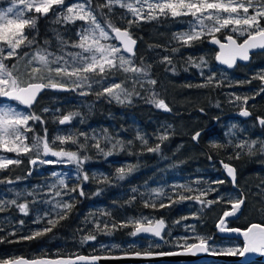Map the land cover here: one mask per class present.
Instances as JSON below:
<instances>
[{
  "label": "trees",
  "instance_id": "trees-1",
  "mask_svg": "<svg viewBox=\"0 0 264 264\" xmlns=\"http://www.w3.org/2000/svg\"><path fill=\"white\" fill-rule=\"evenodd\" d=\"M11 0H0V9L8 7ZM105 0H93V4L102 5ZM106 18L117 26L127 27V21L133 19L132 14L127 9L115 7L112 14H108L105 8ZM32 16L33 13H28ZM39 15V14H38ZM37 15V16H38ZM49 12L46 16H41L38 20L37 41L40 42L45 36V33L52 32L56 35L59 32L61 35L66 33V25L57 23ZM123 17V19H121ZM98 19H101L98 17ZM175 19L169 17H161L157 20L148 22L134 23L130 28L132 36L137 40L136 44V59L135 62L139 66L141 58L145 64L152 65L151 76L159 80L165 78L168 83H172L177 88L180 94L176 93L175 101L177 104L167 101L171 104L173 110L169 113H164V119L171 121L169 128L157 131V137L154 136L155 125L149 124L147 115L150 113V107H147L146 100H136L128 104H116L106 99L105 97L97 98L94 92L83 96L76 91L57 92L53 91L55 98L45 100L47 95H51L44 90L38 97V101L33 106L32 111L40 114L45 106H51L57 112L58 118L62 115H67L70 112L78 111L80 116L74 118L66 125H59L57 121L49 119L47 114L43 118L47 121L49 140L56 135H78L83 132L88 136V148L81 155L89 157L88 161L82 166L83 171L87 172L90 179L87 183L89 188L83 187L84 193L93 191L96 188V183L104 186L105 196L96 199L94 196H80L78 192L69 193V196H64L65 200H69L74 206L67 218L62 220L51 233H48L38 239L31 241L18 240L20 235H28L31 231L36 230L46 224V220L41 224L33 223L38 216H43L44 212L50 211L51 205L41 203L42 200H49L53 193L48 191V186L55 182L51 176L53 171L64 175L69 188H74L79 184L85 183L78 177L76 166L66 172L63 168L57 165H34L31 170L26 166L25 170L13 171V175H17L20 179L14 184H8L3 181L9 180L6 178V173L14 170L13 167L5 169L4 174L0 175V199L11 200L17 199V203H29V214L24 215L19 212L15 206L6 207L4 212H0V221L5 223L0 224L3 228L0 231V259L12 258L15 256H57V255H73L76 253H116L128 251H153V250H171L179 248L177 242L183 243L182 239L175 234L179 233V224L184 221L191 222L196 233L203 236L213 238V241H218L224 237L216 233L215 222L219 216L229 206L227 203H215L210 207H202L194 200L183 201L182 203H170L166 198H161L165 204H170L169 207L159 208L157 201L156 209L144 207V201L148 199L145 196V186L162 183L168 186L169 194L172 200L178 199V195L174 194L173 186L181 184H190L200 176L201 170H206L208 166H213L215 172L207 170L208 178L215 177V181L224 180V184H214L212 187L217 191L210 193L208 199L215 200L218 196L225 197L226 192L231 195L239 196L241 192L246 197L245 203L237 217L225 220V226H235L243 228L250 222L256 221L264 224V155L257 154L249 157L245 151L227 147L224 150L213 149L209 145L212 142L227 144L228 140H232L233 145L241 139L261 140L264 138V126H260L256 117H264V93L255 96L254 99H249L246 107L251 112V115L246 119L237 116H227L225 113L237 111L242 107L241 102H230L232 94L239 96H252L256 91H259L261 80L258 77L264 74V50L254 51L250 54V59L247 62L238 61L236 65L230 69H225L218 66L214 61L215 48L207 44L205 37L203 40L195 42L192 46H184L176 42L173 37L177 32L187 31L182 26H176ZM101 23L104 20L101 19ZM37 33V32H36ZM69 37L70 42L78 40L76 35V26H70ZM225 34H230L227 29L222 30L219 38ZM243 37H240L242 39ZM113 42V38L110 40ZM172 48H178L179 51L172 52ZM161 52L163 56H169L172 60V65L163 63L162 68L156 66V53ZM199 63V58L204 57L207 61V67L196 68L189 62V58ZM8 63V61H7ZM175 71H172V68ZM156 74L154 71L158 70ZM162 70V71H161ZM203 72V75H201ZM159 73V74H158ZM215 73V79L212 85L208 87H197V85L206 82L207 77ZM164 74L163 76H161ZM251 80V83H242ZM216 81H219V86H216ZM191 85V87H189ZM52 91V90H50ZM83 99L92 101L93 103H101L102 110L98 115L96 111L91 114L80 106V101ZM20 106V105H19ZM24 110H28L21 107ZM203 109V112L200 111ZM88 110V109H87ZM175 113V115H172ZM217 118V123L210 125L214 118ZM235 119L238 123L237 128H232L235 136L229 135V128L222 123L226 119ZM177 121H182L183 129L179 130ZM248 122H251L248 124ZM214 126V127H213ZM35 132L43 134L42 126L37 123L34 125ZM201 130V135L196 142L192 140V133L196 130ZM239 129H244L241 132ZM107 135L115 139H123L125 142L133 141L131 146H125L121 151L117 147L113 154L108 156L109 164L101 165L99 161V152L94 150L91 145L95 142L93 137L100 138L101 146L110 148V145H105L103 136ZM205 130V131H204ZM97 131V133H96ZM203 131V132H202ZM137 133L147 139L148 144L145 146L140 140H137ZM161 136L167 135L168 139L161 141ZM80 143H85L83 138H80ZM160 144V151L148 152L147 147H155ZM60 145L57 142L56 148ZM64 148L76 151L77 145L68 143ZM241 151L239 159H228L229 156L235 157L236 152ZM34 156V155H33ZM211 156V159H209ZM32 157V156H31ZM164 158L161 161V158ZM30 158V157H29ZM106 158V157H105ZM229 163L237 169L236 187L230 185L228 179L222 171V164ZM135 166V171L128 176L121 184L107 185L100 181L103 177H108V180L114 179V171L110 168ZM101 167L102 171H99ZM27 171V173H26ZM29 173H31L29 175ZM137 189L134 193L132 189ZM24 191L33 193V195H24L21 198H16L15 193L9 191ZM178 192L182 190L177 189ZM185 195H196L193 193L182 192ZM136 199L133 201L132 197ZM84 197V198H83ZM56 199H60L57 197ZM35 201V203H33ZM111 215H104V213ZM152 215L153 219L161 217L166 223V229L170 228L171 232L164 231L163 240L157 239L154 244L145 245H130L128 239L132 227H120L122 223L127 222L130 218H139L141 216ZM23 220L24 225L20 226L19 221ZM100 220L108 224L110 234L94 231V222ZM117 224V228L112 230V223ZM83 229V230H82ZM165 229V230H166ZM15 231L16 235L11 233ZM95 234L96 240L87 243H81L84 235ZM172 234V235H171ZM174 235V236H173ZM134 237V236H133ZM142 239L155 238L152 236H139ZM238 243L241 240L238 238ZM110 241L120 244L121 248L112 250L109 247L99 248L95 245L97 242ZM242 244V243H241ZM215 249V248H214ZM264 264V261H222L211 260L203 262H192L187 264ZM160 264H179V263H160Z\"/></svg>",
  "mask_w": 264,
  "mask_h": 264
},
{
  "label": "snow or ice",
  "instance_id": "snow-or-ice-1",
  "mask_svg": "<svg viewBox=\"0 0 264 264\" xmlns=\"http://www.w3.org/2000/svg\"><path fill=\"white\" fill-rule=\"evenodd\" d=\"M65 5V0H11L10 6L6 9H0V150L7 153H15L17 157L20 155H28L35 153V158L30 159V164L36 165H57V164H74L76 165L78 177L83 181H89L90 177L87 172L83 171V165L88 161L89 157L81 155L88 148V136L86 133L78 135H56L49 140L47 121L43 118L44 114L50 112L49 108H44L40 114L32 111L33 106L38 101L39 95L46 89L58 91H78L80 95L86 96L92 94L94 86L99 87L100 91L96 92L97 98L108 97L117 103H131L134 97H140L142 92H149L148 102L155 105L158 109L171 111L164 99L158 98L154 86L158 83L156 79L151 78L152 65L145 64L141 58V64L138 66L136 59L137 40L133 38L130 28L134 23L148 22L157 20L161 17L173 19L190 16L192 20L189 22L187 31L177 32L173 39L184 45L192 46L195 42L208 37L210 43L218 46L215 54V60L219 63L232 68L237 61H248L252 50H264V0H105L102 5L93 4V0H82V2L73 3L66 7V10L60 11L56 16V22L75 23L77 20L84 22L83 26L77 31L78 40L70 42L65 40L60 33H56V41L58 44L57 51H52L51 42L43 41L41 47L37 41V36L29 37L28 31H36L38 34V20L41 16H46L49 12L56 11L57 7ZM127 9L132 14L133 19L127 21V27L123 30L115 26L111 20L106 18L104 9L108 10V14L113 13L115 7ZM28 13L39 14L29 16ZM100 17L104 20L101 23ZM123 19V17H121ZM114 34V39L119 42V46L108 43ZM227 29L230 34L223 38V42L219 35L222 30ZM28 30V31H26ZM244 37L242 42L239 38ZM29 49V51H24ZM71 49V50H69ZM172 52L179 51L178 48H172ZM15 60L11 66L7 63L9 60ZM21 62L24 63V72L20 70ZM162 62L172 65L169 56H164ZM189 62L196 68L207 67V61L204 57L199 58V63L189 58ZM175 71L173 67L171 69ZM124 74L126 79L114 82L111 80L113 76L119 78L120 74ZM203 75V72H201ZM264 82V74L258 77ZM215 73L207 77L205 83L197 85V87H208L213 84ZM242 83H251V80ZM131 85V88L128 85ZM220 82L216 81V86ZM148 86V87H146ZM191 87V85H189ZM140 91H137V89ZM264 93V87L256 91L252 96H239L232 94L230 102H241L240 115L249 117L251 112L246 107L249 99ZM17 105L24 106L28 111L21 110ZM203 112V109H200ZM81 113L73 111L67 115H63L58 119L60 125L70 123L74 118L80 116ZM260 126H264V117H257ZM39 123L42 126V132H35L34 125ZM232 128H237L233 125ZM241 132L244 129H239ZM28 133H33L31 138ZM201 133L196 132L192 139L198 140ZM230 136H235L234 132H229ZM83 138L85 143H80ZM105 145H110L109 150L101 146L100 138L93 137L95 141L91 146L102 152L105 156L113 154L114 150L119 147L121 151L125 146H131L133 141L125 142L123 139H115L107 135L103 136ZM137 140H140L145 146L148 141L144 136L137 133ZM161 141L168 139L167 135L160 136ZM29 140L31 142L29 143ZM57 142L60 147L56 149ZM72 143L77 145L76 151L65 150L64 145ZM213 149L224 150L227 147H233L245 151L249 157L257 154L264 155V141L252 139H241L233 145L232 140H228L227 144L212 142L209 145ZM148 152L160 151V144L155 147H147ZM241 151H237L235 157L229 156L228 159H239ZM47 157H53L47 158ZM211 159V156H209ZM22 161L19 158H8L0 154V170L8 169L12 165H19ZM221 164L231 183L235 186L237 179V169L229 163ZM135 171V166L120 167L116 169V178L120 181L125 180ZM31 173H29L30 175ZM51 176L56 178L55 182L48 186V191L53 193L49 200H42L41 203L51 205L50 211L44 212L43 216H38L33 222L41 224L46 220V224L33 230L28 235H20L18 240L31 241L38 239L48 233L64 219L73 208V204L69 202L71 196L69 193L78 192L80 196H84L82 184L74 188H69L65 176L53 171ZM20 178L17 177V181ZM8 184H14L16 181H3ZM101 183L110 182L108 177H103ZM226 181H213L214 184H224ZM196 184L204 183L201 180L195 181ZM177 189L186 193H198L196 195H185L178 192ZM15 193L16 198L24 195H33L24 191H16L9 189ZM135 193L137 189H132ZM173 193L178 195V199L172 200V197L166 195L162 188H153L147 195L148 199L144 201V207L156 209L157 201L159 208L169 207L161 198H166L170 203H182L183 201L194 200L202 207H210L215 203H227L231 207L225 210L220 217L217 227L221 232H231L240 234L243 237L242 247L227 248L223 251L211 248L214 243L213 238L199 235L195 233L193 228L192 237H183V243L177 242L178 246L183 249L181 253L161 252L158 255H178L209 253L213 255H230L243 257L249 253L264 254V224L253 223L248 228L241 230L238 228L225 227V218L235 216L246 201L243 192L239 196L217 197L215 200L208 199L210 193L216 192L217 189L209 185L205 188H193L190 184H181L173 186ZM99 194V191L97 192ZM69 196V200L63 197ZM59 197L60 199H56ZM135 196L132 197L134 201ZM35 203V201H33ZM15 206L19 212L28 215L29 203H17V199L4 200L0 199V212H4L6 207ZM104 215H111L104 213ZM5 221H0V224ZM95 232H103L110 234L108 224L95 220ZM19 225L23 226L24 221L20 220ZM131 226V236L138 234H151L155 237L164 239V231L166 224L163 218L149 219L146 216L139 218H130L127 222L122 223L120 227ZM112 230L117 228L115 222L112 223ZM3 228L0 227V231ZM83 230V229H82ZM11 235L15 236L13 231ZM95 234L84 235L81 243L95 241ZM193 242H189V241ZM103 247V246H102ZM117 247V246H113ZM137 256L141 253L137 252ZM144 256H152L151 251L145 252ZM102 259L100 256H84L76 255L74 257H63L57 255L56 258L38 257L33 259H25L23 257L0 259V264H96Z\"/></svg>",
  "mask_w": 264,
  "mask_h": 264
},
{
  "label": "rangeland",
  "instance_id": "rangeland-1",
  "mask_svg": "<svg viewBox=\"0 0 264 264\" xmlns=\"http://www.w3.org/2000/svg\"><path fill=\"white\" fill-rule=\"evenodd\" d=\"M78 2H82V0H65V5L57 7L56 11L51 12V14L53 16H51L49 18L50 19H54L56 21V16H57V14L60 11H64V10H66L67 6H69V5L73 4V3H78ZM10 3H9L8 6H10ZM33 15H38V14L33 13ZM191 20H192V18L190 16H184V17L176 18L174 20V22H175L174 27L182 26V27H184L185 30H188L189 22ZM60 24H65L66 25V27H65L66 28V33H65V35L62 34V36H63V38L65 40L69 41V37L71 35V33H69V29H70L71 24L75 25L76 26V31H78L83 26L84 22L77 20L75 23H63V22H60ZM106 30L109 31L110 36H112L111 35V30L107 29V28H106ZM26 31H28V30H26ZM28 34H29V37L31 38L32 35H36L37 33H36V31H28ZM44 40H49L51 42V49L50 50L57 51L58 44H57V41H56V35L54 33H52V32L45 33V36L42 39L40 38L39 45L41 47L44 46L43 45V41ZM74 42H76V41H74ZM107 42L115 44L116 46H119L118 43L114 39H113V42L110 41V40L107 41ZM69 50H71V49H69ZM24 51H29V49H24ZM163 57L164 56L161 54V52H157L156 53V66L157 67H161L162 68L163 63H164V62H162ZM13 63H15L14 59L8 61V64L10 66ZM24 63L25 62H21L20 66H19L21 72L25 71L24 66H23ZM157 71H159V69L154 71V73L156 74ZM163 75L164 74H162L161 76H163ZM151 78L155 79V77H153V76H151ZM123 79H126V76L124 74H122V73L119 75V78H117L115 76H113L111 78V80L114 81V82H119L120 80H123ZM157 81H158V83L154 86V90H155V92H157L159 94L158 98L159 99H164L165 103L168 104V106L171 109V111L176 110V108H173L171 106V104L167 101V99L169 101L177 104L176 102H174L175 99H176L174 94L176 92L178 94H180L177 90H175V88H177V86H175L172 83H168L169 81H166L165 78H163V77H161ZM128 87L131 88V85L129 84ZM146 87H148V86H146ZM99 91H100V88L96 87V86H94L93 89H92V92H94V93L99 92ZM137 91H140V89L138 88ZM47 92L50 93L51 95H47L45 100H47V99L50 100V99H54L55 98V95L53 94L54 93L53 91L47 90ZM76 92H78V91H76ZM148 97H149V92H142L141 96L140 97H134L132 102H135L136 100H139V101L146 100L148 102ZM105 98L109 99L106 96H105ZM110 101H112L113 103H116V104H121V103H117L115 100H110ZM123 104H128V103L125 102ZM79 105L83 106L84 110L88 111L89 114H91L92 111H96V115H98L100 113V111L102 110L101 103H99V102L93 103L92 101H87V100L83 99L82 102L80 101ZM148 106L150 107V113L147 115L148 121L150 122L149 124L155 125L154 128H153V131H155L154 136L157 137V131L158 130L169 128V126L172 124L171 121L164 119V117H165L164 113H168V112H171V111L164 112V111H162V109L156 108L155 105H153V104H151L149 102L147 103V107ZM17 107L20 108L21 110H24V109L21 108L22 106L17 105ZM45 108H49L50 109V112L47 113V116H49V119H51L53 121H57L58 115H57V112L55 111V109L52 108L51 106H45ZM24 111H28V110H24ZM102 111H106V109H103ZM172 115H175V113H172ZM222 123H224L226 126L228 125L227 127L229 128L230 131H233L232 130V126L233 125H238V123H237V121L235 119H230V118L226 119ZM250 123L251 122H248V124H250ZM182 124H183L182 121H177V125H178L177 127L179 128V130L183 129V125ZM96 133H97V131H96ZM28 135L31 138L33 133H28ZM159 136H161V134H159ZM260 141H264V138H262ZM30 142H31V140H29V143ZM56 149L59 150V148H56ZM65 150H68V149L65 148ZM94 150H96V152H99V154H97V155L100 156L99 157V161L96 162L97 164H101V165L109 164L108 156H105L102 152L98 151L97 149H94ZM107 150H109V149L105 148V151H107ZM68 151H71V150H68ZM0 154H3L5 156H7L8 158H12V159L19 158L22 161L19 165H12L11 167H13L14 170H11V172H7L6 173V178H8L9 180H11L12 178H15L17 180V175H14L12 177V175H13L12 172L15 171V169H16V172L21 170V169H22V171H24L26 166H27V159L29 157L33 156V155H36L35 153H29L28 155H20L19 157H17V155L15 153H7V152H3V150H0ZM47 158L54 159L53 157H47ZM163 159L164 158L162 157L161 161ZM39 165H44V164H39ZM57 166L63 168L66 172H69L70 169H73V167H75L76 165H74V164H57ZM110 170L114 171V179L110 180V182H108L107 185L121 184L123 181H120V180H118L116 178V169H114L112 167V168H110ZM207 170H210V172H215V168L213 166H208L206 170H201L200 176L197 178V180H201L204 183H201V184L198 185V184H196L194 182L193 186L195 188H205V187H208L209 185H211V187H212V182L215 181V177L208 178V173L209 172L207 173L206 172ZM3 171L0 170V175L4 174ZM99 171L100 172L102 171L101 167L99 168ZM84 183L85 184L82 185L84 188L85 187H87V188L90 187V185L87 182H84ZM153 188H162V189L165 190L166 195L169 194L168 186H166V185H164L162 183H158V184H154V185H151V186H145L144 193H145V196L147 198H148L147 193ZM103 189H104V186H101L100 184L96 183V188H93V191H87L85 193V196H94V197H98V198L102 197V196H105V190H103ZM98 191H99V194H97ZM195 194H198V193H195ZM230 195H231L230 193L226 192V196H230ZM231 196H235V195L232 194ZM228 208H230V205L226 209H228ZM146 217H148L149 219H153L152 215H149V216H146ZM179 230H180L179 233L175 234V235L178 236L181 239L183 237H192L193 236V226H192L191 222H189V221H184V222L180 223L179 224ZM167 231L171 232V229L167 228L165 230V233ZM196 234L202 235L200 233H196ZM155 240H156V238L142 239L139 236H135V237L132 236L131 238L128 239V243L130 245H142L143 244L145 246H149L151 244H154ZM189 242H193V241L190 240ZM95 245L97 247H99V248L109 247L112 250H118V249L121 248L120 244H116V243H113V242H110V241L97 242V243H95ZM114 245L117 246V247H113ZM210 247L211 248H215V249H217L219 251H223V250H225L227 248L241 247V243H238L237 239H235V238H221L218 241H215L214 243H212L210 245Z\"/></svg>",
  "mask_w": 264,
  "mask_h": 264
},
{
  "label": "water",
  "instance_id": "water-1",
  "mask_svg": "<svg viewBox=\"0 0 264 264\" xmlns=\"http://www.w3.org/2000/svg\"><path fill=\"white\" fill-rule=\"evenodd\" d=\"M122 30L124 28L120 27ZM111 35L113 36V39H114V34L111 33ZM228 34H225L221 40L223 42V38L225 36H227ZM134 38V37H133ZM135 39V38H134ZM244 39V37L242 39L239 40V42H242ZM115 40V39H114ZM116 41V40H115ZM119 45V42L116 41ZM206 42L207 44H209L211 47H214L215 48V52H214V61L215 63L222 67V68H225V69H230L228 68L226 65H223L221 63H219L218 61L215 60V54L216 52L219 50L218 49V46L217 45H214L212 43H210V40L209 38L207 37L206 39ZM260 49H256V50H252L250 52V54L254 51H258ZM239 61V60H238ZM237 61V62H238ZM240 62H247V61H240ZM261 86L264 87V82L261 81ZM52 90V89H50ZM52 91H57V92H65V91H58V90H52ZM24 107V106H23ZM241 109V108H240ZM240 109L237 110V111H232V112H227L225 113V115L227 116H237V117H240V118H247V117H243L241 116L239 113H240ZM162 111L164 112H168V111H165L162 109ZM63 116V115H62ZM62 116H60L59 118H62ZM58 118V119H59ZM58 119H57V123H58ZM216 120L217 118L215 117L214 120L212 121V123L210 125H207L205 128H209L211 125H214L216 123ZM59 124V123H58ZM60 125V124H59ZM66 125V124H65ZM201 130L203 129H199V130H196L193 132V135L196 133V132H201ZM192 135V136H193ZM193 140V139H192ZM194 141V140H193ZM196 142V141H194ZM32 158H35V155L28 158L27 160V164H28V167L29 169L31 170L33 168L34 165L30 164V159ZM39 163H37L36 165H38ZM222 171H223V174L224 176L228 179V181L230 182V185L233 187V188H237L236 185L234 186L232 183H231V178L227 176L223 166H222ZM231 207V206H230ZM230 208L226 209V210H229ZM239 214V212L235 215V216H232V217H227L225 218V220L227 219H233L235 217H237V215ZM223 215V213L219 216V218L217 219V221L215 222V228H216V233L220 236H224V237H235V238H238L241 240V247L243 245V237L240 235V234H237V233H231V232H221L219 230V228L217 227L218 223H219V220H220V217ZM154 219H161V217H156ZM253 223H257V224H262V223H259V222H256V221H253V222H250L249 224H247L245 227L243 228H240V227H235V226H225V227H228V228H238V229H241V230H244L246 228H248L250 225H252ZM166 224V223H165ZM133 230V228L131 229V231ZM137 236H153L151 234H138ZM155 237V236H153ZM157 239H160L158 237H155ZM139 252L141 253L140 256H137L136 253ZM145 252H148V251H128V252H116V253H92V254H87V253H76V254H73V255H60V256H63V257H74L76 255H84V256H92V255H95V256H100L102 257V259H100L99 261L96 262V264H160V263H165V262H170V263H179V264H187V263H192V262H203V261H211V260H222V261H239V262H249V261H264V254H260V253H249V254H246L245 256L243 257H240V256H230V255H220V254H217V255H213L211 254V252L209 253H198L196 255H192V254H178V255H170V256H167V255H158V253H161V252H173V253H181L183 252V249L181 247L179 248H175V249H171V250H153L151 251L153 253L152 256H144L143 254ZM15 257H23L25 259H33V258H38V257H42V256H35V257H26V256H15ZM43 257H48V258H56L57 256H43ZM14 258V257H12Z\"/></svg>",
  "mask_w": 264,
  "mask_h": 264
},
{
  "label": "flooded vegetation",
  "instance_id": "flooded-vegetation-1",
  "mask_svg": "<svg viewBox=\"0 0 264 264\" xmlns=\"http://www.w3.org/2000/svg\"><path fill=\"white\" fill-rule=\"evenodd\" d=\"M257 118V117H256ZM243 119H246V118H243ZM192 135H193V133H192ZM28 160V159H27ZM27 166H28V164H27ZM30 170V169H29ZM26 173H27V171H26ZM79 194V193H78ZM85 196V195H84ZM84 198V197H83ZM96 199H98V197H96ZM153 237V236H152Z\"/></svg>",
  "mask_w": 264,
  "mask_h": 264
},
{
  "label": "bare ground",
  "instance_id": "bare-ground-1",
  "mask_svg": "<svg viewBox=\"0 0 264 264\" xmlns=\"http://www.w3.org/2000/svg\"><path fill=\"white\" fill-rule=\"evenodd\" d=\"M214 48V47H213ZM169 113V112H168ZM217 121V120H216ZM217 123V122H216ZM214 127V126H213ZM205 131V130H204ZM203 132V131H202ZM201 133V132H200Z\"/></svg>",
  "mask_w": 264,
  "mask_h": 264
}]
</instances>
